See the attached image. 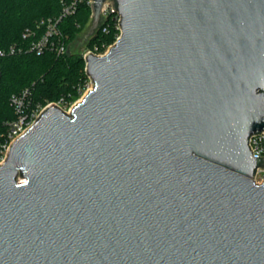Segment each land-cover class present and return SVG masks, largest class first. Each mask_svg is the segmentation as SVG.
Masks as SVG:
<instances>
[{"label": "water", "instance_id": "water-1", "mask_svg": "<svg viewBox=\"0 0 264 264\" xmlns=\"http://www.w3.org/2000/svg\"><path fill=\"white\" fill-rule=\"evenodd\" d=\"M107 4L92 88L0 165V264H264V0H92L89 35Z\"/></svg>", "mask_w": 264, "mask_h": 264}, {"label": "trees", "instance_id": "trees-1", "mask_svg": "<svg viewBox=\"0 0 264 264\" xmlns=\"http://www.w3.org/2000/svg\"><path fill=\"white\" fill-rule=\"evenodd\" d=\"M74 0H0V50L16 48L14 54L0 56V144L6 142L10 124L18 119L11 103L13 96L29 90L28 110L61 103L70 108L84 95L90 83L83 57L67 54L68 46L92 16L88 0L78 2L74 13L64 16ZM62 17V19H60ZM60 21L57 23V21ZM57 23L54 48L44 53L32 51L48 30ZM30 35L25 37L27 33ZM120 35L116 15L103 17L90 44L104 53ZM63 46L65 53L56 48Z\"/></svg>", "mask_w": 264, "mask_h": 264}, {"label": "built area", "instance_id": "built-area-1", "mask_svg": "<svg viewBox=\"0 0 264 264\" xmlns=\"http://www.w3.org/2000/svg\"><path fill=\"white\" fill-rule=\"evenodd\" d=\"M79 1H81V0H74L72 5L65 8L62 17L74 13ZM88 4L91 6L92 0H88ZM112 7H113L112 4L106 5V9H105L103 17L106 18L110 15L115 14L116 15V21H117V28L119 29L120 35H121V28H120L121 18L119 16V14ZM62 17L60 19H62ZM60 19L57 21V23L60 21ZM57 23H54L50 20L46 34L44 36H42V38L38 42H36L32 45V48H31L32 51H36L38 54H42L48 48H54L55 47L54 42H52V39H53V37L58 35L57 29H56ZM28 35H30V32H28L27 35H25V37H27ZM120 35L117 38V40L120 38ZM56 50L61 54L65 53V51H66L63 46L57 47ZM15 52H16V48L11 47L7 51L0 50V56L1 57L5 56L8 53L14 54ZM89 53H92V54L97 55V56H104L107 52L100 53V52H98V49L96 48L95 50L89 51L84 56V59L86 58V56ZM91 88H92V84L90 81L84 95ZM28 97H29V90H26L19 95L13 96L11 99V103H12L13 107L15 108V111L18 115V119L15 122H13L12 124H10V128H9V132L7 134L6 142L0 144V165L5 161V159L7 157L8 150L10 149L13 142L18 137L23 135L29 128H31L34 125V123L36 122V120L38 119V117L41 115V113L45 110V108H47L49 106V105H47L45 107L38 106L37 108L29 111L27 108L28 107V105H27ZM74 104L70 108H72L74 106ZM55 105H58L60 107L63 104L55 103ZM249 146H250L251 152L253 154V157L264 158V133L253 135L249 139ZM260 176H264V169L263 168L257 169L256 177H255V180L257 183L264 182V180L262 182H258L257 179Z\"/></svg>", "mask_w": 264, "mask_h": 264}, {"label": "rangeland", "instance_id": "rangeland-1", "mask_svg": "<svg viewBox=\"0 0 264 264\" xmlns=\"http://www.w3.org/2000/svg\"><path fill=\"white\" fill-rule=\"evenodd\" d=\"M91 26H92V16L88 20V22L86 23V25L78 32L76 38L73 41H71V43L69 44L68 50H67V54L69 56H72V57H75V58H79V57H83L84 58V56L89 51H91L90 44H91L92 39L94 37V34H93V36L89 35L90 34V28H91ZM86 35H88V36H86ZM113 45L109 46L105 50V52H108V50ZM82 98L83 97H81V99H79L76 103H78L79 101H81ZM50 104H48V105H50ZM52 104H55V103H52ZM60 107L64 111H66L67 113H69L71 111V109L73 108V107L72 108H66L65 105H61ZM257 180H258V182H262L264 180V176H260Z\"/></svg>", "mask_w": 264, "mask_h": 264}]
</instances>
